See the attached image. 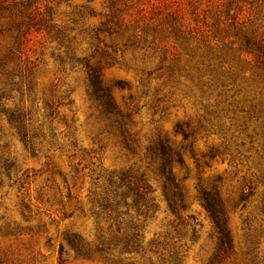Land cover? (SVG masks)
<instances>
[{"label": "rangeland", "instance_id": "obj_1", "mask_svg": "<svg viewBox=\"0 0 264 264\" xmlns=\"http://www.w3.org/2000/svg\"><path fill=\"white\" fill-rule=\"evenodd\" d=\"M0 264H264V0H0Z\"/></svg>", "mask_w": 264, "mask_h": 264}, {"label": "trees", "instance_id": "obj_2", "mask_svg": "<svg viewBox=\"0 0 264 264\" xmlns=\"http://www.w3.org/2000/svg\"><path fill=\"white\" fill-rule=\"evenodd\" d=\"M108 105L113 108V103L111 99H108ZM156 152L161 155L163 159V170L166 172L168 169V173L171 174V164L173 163L174 156L179 157V153L175 151L171 146H169L165 141H161L156 148ZM180 161V160H179ZM202 205L206 208V210L210 213L211 217L213 218L217 228L219 229L220 233L224 238L227 237L225 222L222 219V211L219 207V203L216 199L215 194L209 195L205 194L201 198Z\"/></svg>", "mask_w": 264, "mask_h": 264}]
</instances>
